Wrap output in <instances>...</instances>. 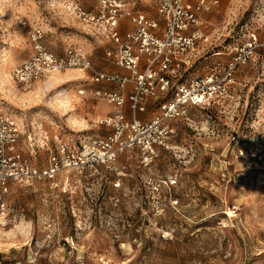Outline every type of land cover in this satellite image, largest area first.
I'll use <instances>...</instances> for the list:
<instances>
[{"label": "rangeland", "instance_id": "rangeland-1", "mask_svg": "<svg viewBox=\"0 0 264 264\" xmlns=\"http://www.w3.org/2000/svg\"><path fill=\"white\" fill-rule=\"evenodd\" d=\"M122 1L160 18L151 0ZM99 4L0 0V111L21 126L31 165L47 166L59 137L79 146L112 132L98 124L110 106L80 93L92 87L88 73L56 74L28 92L12 78L37 42L57 54L78 48L97 68L118 70L116 44L79 15ZM124 20L123 34L135 27ZM199 28L204 39L185 79L222 70L252 34L262 41L264 0H221ZM234 78L229 107L190 106L151 156L129 149L112 167L12 186L0 204V264H264V48ZM161 102L151 101L142 119ZM31 144L39 145L34 153Z\"/></svg>", "mask_w": 264, "mask_h": 264}, {"label": "built area", "instance_id": "built-area-1", "mask_svg": "<svg viewBox=\"0 0 264 264\" xmlns=\"http://www.w3.org/2000/svg\"><path fill=\"white\" fill-rule=\"evenodd\" d=\"M151 2L159 19L127 11L122 0H100L95 13L79 10L80 18L88 27L116 44L114 63L126 73L97 68L78 48L57 54L40 42L36 43L35 54L14 68L13 81L24 92L32 91L54 74L70 70L88 73L93 83L116 84V90L82 89L80 93L104 100L118 109L98 122L112 132L90 141L81 140L79 146L59 137L56 153L43 167L27 162L20 145L21 126L0 111V204L3 208L12 186L33 187L55 179L62 172L112 167L129 149L138 148L151 156L157 147L167 145L174 133L171 122L185 114L190 106L221 109L233 102L236 69L257 48H264V39L261 41L252 34L244 49H237L238 55L222 70L215 68L208 75L185 79L198 44L204 39L199 28L202 16L219 8L221 0ZM126 17H130L135 27L123 34L121 24ZM39 39L40 36L36 41ZM159 99H162L159 113L152 119H142L140 114L147 111L150 102ZM127 103L130 117L124 110ZM35 145L31 144L30 148L39 147Z\"/></svg>", "mask_w": 264, "mask_h": 264}, {"label": "crops", "instance_id": "crops-1", "mask_svg": "<svg viewBox=\"0 0 264 264\" xmlns=\"http://www.w3.org/2000/svg\"><path fill=\"white\" fill-rule=\"evenodd\" d=\"M207 14V13H206ZM205 15V14H204ZM203 15V16H204ZM203 16H202V18H203ZM125 19V18H124ZM123 19V21H122V24H121V30L123 31L124 29H125V26L127 25L126 23H124L125 22V20ZM129 31V30H128ZM128 31H125V33L126 32H128ZM95 64V63H94ZM104 70H107V69H104ZM111 71V70H110ZM114 72H122V73H126V71L125 70H123V69H121V68H119L118 70H113ZM85 74V76H86V73H84ZM92 85V87H88V90L89 89H104V90H116L117 89V85L116 84H108V83H92L91 84ZM83 89H86V88H83ZM130 91H132V87L131 86H129L128 87V92H130ZM96 99V98H95ZM98 100H100V99H98ZM104 101V100H103ZM106 102V101H105ZM107 103V105L108 106H110L108 109L110 110V111H113V113L114 112H116L117 111V107L115 106V105H113V104H110V103H108V102H106ZM149 106H150V104H149ZM149 106H148V108H147V111L146 112H142L141 114H140V116L141 117H144L145 118V116H146V114H147V112L149 111ZM111 107H113V109L111 108ZM124 110H125V112H126V114L130 117V115H131V112H130V109H129V104L127 103V105L125 106V108H124ZM112 113V114H113ZM109 129V128H108ZM21 148H22V150H23V153H24V156H26L25 155V146L22 144V142H21ZM27 148L30 150V152L31 153H34L36 150L34 149V148H30V146H27Z\"/></svg>", "mask_w": 264, "mask_h": 264}, {"label": "bare ground", "instance_id": "bare-ground-1", "mask_svg": "<svg viewBox=\"0 0 264 264\" xmlns=\"http://www.w3.org/2000/svg\"><path fill=\"white\" fill-rule=\"evenodd\" d=\"M55 76H56V74L52 75V76H51V77H52V79H53V78H57V77H55Z\"/></svg>", "mask_w": 264, "mask_h": 264}]
</instances>
